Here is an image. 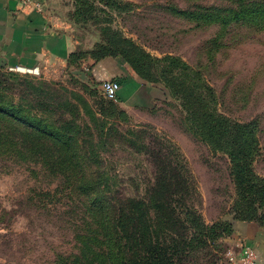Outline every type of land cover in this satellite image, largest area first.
Here are the masks:
<instances>
[{"label":"rangeland","instance_id":"obj_1","mask_svg":"<svg viewBox=\"0 0 264 264\" xmlns=\"http://www.w3.org/2000/svg\"><path fill=\"white\" fill-rule=\"evenodd\" d=\"M46 1L74 52L41 72L0 68V264H54L78 252L84 228L73 198L53 191L72 174L91 170L93 182L145 206L164 157L188 183L182 227L172 221L165 232L151 219L155 261L234 264L240 226L264 232V23L255 20L264 0ZM105 58L167 94L151 108L107 100L87 77ZM6 137L55 155L58 173L20 159ZM72 157L82 159L77 170L63 168Z\"/></svg>","mask_w":264,"mask_h":264},{"label":"trees","instance_id":"obj_2","mask_svg":"<svg viewBox=\"0 0 264 264\" xmlns=\"http://www.w3.org/2000/svg\"><path fill=\"white\" fill-rule=\"evenodd\" d=\"M231 13V12H230ZM243 12L233 13L232 20H238ZM260 23H264L263 19ZM221 24L225 19L216 17ZM214 129V128H212ZM8 144L13 141L6 137ZM3 141V144H7ZM13 144H19L20 159H30L31 161H46L53 174H57L54 163L58 159L53 154L36 155V151L24 138H18ZM72 156V155H71ZM58 157V156H57ZM59 158V157H58ZM80 162L81 158H76ZM76 159L72 157L67 162L71 165L63 167L65 169L74 168ZM88 159V158H87ZM42 160V161H41ZM89 160V159H88ZM159 164L160 159H154ZM25 161V160H24ZM160 175L154 173V181L148 203L144 206L139 200L123 199L119 196L117 190L108 182L99 181L95 183L89 178L94 175L90 170L88 174H72L70 178L63 181L62 188L58 186L53 190L56 195L59 191L68 192L73 198V211H77L81 226L84 228L83 235L77 236L78 252L70 255H61L54 264H160L159 257L156 260V249H153L155 229L151 224V219L159 218V224L165 232L169 231V224L175 221L179 227L181 222L177 219L183 208L182 199L186 196V186L188 179L181 165L176 160L164 157L160 165ZM152 191V192H151ZM43 192L42 190L39 193ZM159 192V195H157ZM48 195L44 191V195ZM157 195V201L154 196ZM147 220H146V219ZM146 221V223H145ZM144 222V224H143ZM78 225H75L77 227ZM82 233V231H79ZM82 239H84L82 241ZM76 241V242H77ZM77 248V246H76ZM167 245L162 249L165 256Z\"/></svg>","mask_w":264,"mask_h":264},{"label":"crops","instance_id":"obj_3","mask_svg":"<svg viewBox=\"0 0 264 264\" xmlns=\"http://www.w3.org/2000/svg\"><path fill=\"white\" fill-rule=\"evenodd\" d=\"M40 1L38 13L23 10L18 0H0V68L41 72L60 65L74 52L71 39L47 16V1ZM125 72L128 67L123 62L105 58L90 65L87 77L99 84L118 82L117 99L124 107L151 108L163 92L167 94L164 88L144 86ZM239 236L243 245L255 251L258 264H264V232L255 225H242Z\"/></svg>","mask_w":264,"mask_h":264},{"label":"built area","instance_id":"obj_4","mask_svg":"<svg viewBox=\"0 0 264 264\" xmlns=\"http://www.w3.org/2000/svg\"><path fill=\"white\" fill-rule=\"evenodd\" d=\"M19 5L23 10H30L32 12H42V4L40 0H18ZM120 89L118 82L113 80L104 81L101 84V91L107 100L115 101L117 99V93ZM240 253L235 258L234 264H258L255 251L241 244Z\"/></svg>","mask_w":264,"mask_h":264}]
</instances>
